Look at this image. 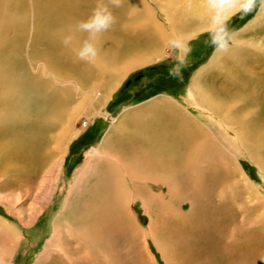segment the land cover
<instances>
[{
	"label": "bare ground",
	"instance_id": "obj_1",
	"mask_svg": "<svg viewBox=\"0 0 264 264\" xmlns=\"http://www.w3.org/2000/svg\"><path fill=\"white\" fill-rule=\"evenodd\" d=\"M12 1L0 0V40L6 42L0 48V176L19 181L42 174V183L46 185L52 181L53 167L59 170L60 176L64 158L61 161L57 153L63 150V141L78 116L87 111L111 121L101 145L87 150L84 164L74 176L65 208L53 224L48 245L56 244L57 248L52 250L66 255L59 244L63 231L83 246H90L89 241L97 236L94 231H100L102 226L127 225L129 220H134L130 210L132 195H139L142 187L149 188L151 184H158L159 188L167 184L170 194L173 172L177 175L190 172L206 141L212 140L219 154L224 152L223 146L225 152L237 156L233 151L236 145L224 136V130L236 134V143L264 171V36L257 41L254 34L249 39L241 38V32L236 33L234 52L226 57L214 53L192 79L191 99L210 116L220 119L218 122L224 130L196 119L180 102L168 96L119 120L104 107L113 90L127 73L151 61L147 55L149 50L161 47L170 32L187 31L193 37L203 30L204 0H191V3L190 0H123L122 7L113 9L117 23L101 38L100 56L94 64L76 57L79 34H75L70 47H65L62 40L74 32L77 20L92 11L96 0H30L34 35L31 48L45 61L39 64V74L47 79L34 75L25 66L23 37L7 35L11 29L24 27L27 16L28 2L19 0L14 11ZM47 68L55 73H49ZM85 73L97 76L105 73L103 78L108 80L109 88L102 91L101 86L87 81ZM77 97L80 101L76 103ZM77 129L80 134L83 127ZM53 142H56L54 147ZM239 173L251 188L249 180ZM149 193L150 199L156 196ZM256 199L255 208L264 209L261 197L256 195ZM144 206L151 208L148 202ZM259 220L261 225L252 232L256 238L249 237V229L245 228L242 237L233 235L223 241L221 251L211 254L214 258L210 263L247 262L251 254L260 252L264 247V215L260 214ZM189 222L185 219L177 225L187 237L193 236L198 228L196 221ZM0 224L4 239L0 264H10L23 236L16 235L3 221ZM212 238L222 239L219 235ZM213 240L199 237L201 248H188L181 264H190L191 255L201 256V252L213 247ZM49 253L43 252L39 260ZM182 253L180 250L174 254ZM65 259L70 262L69 258ZM198 259L195 263L194 258L192 264H201Z\"/></svg>",
	"mask_w": 264,
	"mask_h": 264
},
{
	"label": "rangeland",
	"instance_id": "obj_2",
	"mask_svg": "<svg viewBox=\"0 0 264 264\" xmlns=\"http://www.w3.org/2000/svg\"><path fill=\"white\" fill-rule=\"evenodd\" d=\"M18 1H12L11 8L14 11ZM24 1L28 2L24 27L15 28L14 31L11 29L7 31V35L13 33L23 37L21 49L25 51V55L23 54L25 66L34 72V75L44 78L43 74H39L41 73L39 64L45 61L41 55L36 56V50L34 53L31 48L34 39L32 4L30 0ZM230 27L236 33L241 32V38L250 39L253 34L257 39L261 38L264 36V13L238 14L231 20ZM201 32L202 30L193 36L189 63L183 70L182 81L168 75L171 60L160 62V57L155 58L156 54H160L162 46L150 49L147 55L151 61L136 67L121 79L104 106L106 111L120 120L168 96L180 102L183 105L181 107L196 119L224 130L223 124L218 122L220 119L210 116L203 106L191 99L190 86L194 75L214 54L213 48L206 43L207 37L199 35ZM5 45L6 42L0 40V48ZM48 70L49 73H55ZM81 75L83 78L84 75ZM85 75L87 81L95 82L97 86L102 87V91L109 88L108 80L103 78L105 73L98 76L89 73ZM78 101L80 100H76V103ZM110 124L111 121L108 119L87 111L78 116L75 126H72L69 136L63 141V147L61 146L63 150L57 153L61 161V157L64 158L63 163L61 162L63 165L60 176L59 170L53 167L52 181L46 185L42 183L44 181L42 174L19 181L6 180L0 176V221L12 227L16 235L23 236L16 253L9 261L10 264H181L186 259L184 253L188 254V248L195 246L194 248L200 249L199 245L204 244L202 240L198 244L199 237L213 240L212 236L219 235L222 239L213 240L215 243L212 244L213 247L205 249L201 256L195 254V257L191 255L193 259L188 258L190 264L194 258L196 263L198 257L201 264H212L210 261L214 257L211 254L221 251L222 242L231 236L240 238L249 229V237H257L252 232L255 227L261 225L259 218L260 214L264 215V209H257L254 205L257 202L256 195L264 202V171L252 160L249 153L236 143L238 142L236 134L224 130V136L231 138L236 145L233 151H236L237 156L225 152L223 146L224 152L219 154L212 140L204 141V151L198 154L195 167L184 174L177 175L175 171L173 172V176L170 177L173 187L170 194L166 188L169 187L167 184H162L161 188L158 184H151L149 188L142 187L139 195H132L130 210L134 220H129L128 224L121 228L112 226V223L102 226L100 231L99 229L94 231L97 236L92 239L93 241H89L90 246L85 244L83 246L63 231L59 244L66 255L52 250L54 247L57 248L56 244L51 247L48 245L53 235V224L65 208L66 197L74 176L84 164L87 150L101 145L111 128ZM80 127L83 129L78 134L77 128ZM55 145L56 142H53L52 147ZM239 171L249 180L251 188L246 185ZM128 179L124 178L126 181ZM149 192L156 196L150 199ZM147 202L151 205L150 209L144 206ZM185 219L197 223V232H193V236L187 237L178 229L177 225ZM111 220L113 222L115 219ZM206 228L209 230L205 233ZM2 229L3 226L0 224V247L4 245ZM2 249L3 247L0 248V253ZM180 250L183 253L175 256L174 253ZM43 252L50 253L46 254V258L39 260ZM65 257L69 258L70 262L66 261ZM248 259L247 262L237 264H264V247L260 252L251 254Z\"/></svg>",
	"mask_w": 264,
	"mask_h": 264
},
{
	"label": "clouds",
	"instance_id": "obj_3",
	"mask_svg": "<svg viewBox=\"0 0 264 264\" xmlns=\"http://www.w3.org/2000/svg\"><path fill=\"white\" fill-rule=\"evenodd\" d=\"M191 3V0H190ZM123 0H96L95 7L82 19L75 22L74 32L63 37L62 43L70 47L75 34L80 35L76 57L83 62L94 64L100 56L101 38L117 23L113 9L122 7ZM206 15L199 35L207 37L206 43L221 57L231 55L237 47L236 32L230 22L236 15L253 12L264 13V0H204ZM192 35L187 31H172L162 42L160 62L171 60L168 75L183 80V70L188 66Z\"/></svg>",
	"mask_w": 264,
	"mask_h": 264
}]
</instances>
